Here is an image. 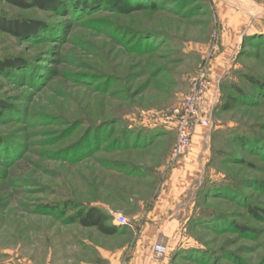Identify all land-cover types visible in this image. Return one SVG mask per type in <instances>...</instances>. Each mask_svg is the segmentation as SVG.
<instances>
[{"label": "rangeland", "instance_id": "1", "mask_svg": "<svg viewBox=\"0 0 264 264\" xmlns=\"http://www.w3.org/2000/svg\"><path fill=\"white\" fill-rule=\"evenodd\" d=\"M158 5L155 11L121 16L107 6L44 12L0 2V15L49 26L28 40L0 32V59L18 57L27 64L0 74V101L12 107L0 118L5 146H0V264H131L144 244L157 264H173L176 251L190 249L202 252L194 259L178 257L174 264H264V193L254 187L238 194L244 205L260 210L257 219L224 197H212L201 207L252 231L240 236L229 228L183 226L200 213L193 212L204 182L213 189L226 183L239 189L246 179L264 182V96L248 105L237 93L255 94L244 75L264 82V0H159ZM142 33L163 38L141 54L134 44ZM197 77L209 83L199 117L206 126L198 124L190 152L173 159L177 134L168 130L167 119L181 112ZM228 97L238 104L222 110ZM105 122L112 123L102 128L90 156L62 161V150ZM165 133L168 137L152 151L110 148L114 141L120 146L162 141ZM199 134L209 157L199 168L204 179L190 187L193 211L152 213L161 186L189 157ZM236 137H256L262 142L259 152L239 147ZM133 164L153 169L150 178L127 174ZM71 201L99 208L111 222L122 216L130 227L102 236L66 224L74 213L64 211ZM50 206L52 211L44 210ZM154 224L156 229L141 228ZM156 247L165 249L162 257Z\"/></svg>", "mask_w": 264, "mask_h": 264}, {"label": "trees", "instance_id": "2", "mask_svg": "<svg viewBox=\"0 0 264 264\" xmlns=\"http://www.w3.org/2000/svg\"><path fill=\"white\" fill-rule=\"evenodd\" d=\"M0 2L7 3L11 6L20 9H28V8H35L40 11L44 12H59L62 8L68 6L73 8L78 12H89L95 8L98 9V6H107L109 10L115 14H119L121 16L130 15L133 13H138L142 11H155L159 8L158 2L159 0H0ZM66 2V3H65ZM173 6V5H171ZM161 7V6H160ZM180 9V6H179ZM94 11V10H93ZM49 26L39 20H32V19H18V18H8L4 15H0V32L10 35L17 39L28 40L32 38H36L40 33L48 32ZM161 36L153 37L150 36L148 33H142L136 40L134 44V50L145 54L151 52L154 48H157L161 42ZM254 44V43H253ZM258 46V45H257ZM253 47H256L253 45ZM27 68L26 61L24 59L14 57V58H6L4 60L0 59V74L7 75L10 71H21L22 69ZM155 76V75H154ZM249 82V84L255 89L253 95L249 93H244L240 89L237 91L239 96L241 97L240 100H243L248 105H254L255 101H261L262 97L264 96V82L263 80L250 77L244 75ZM43 81V79L41 80ZM40 83V82H39ZM40 84H33L35 89L41 87ZM39 86V87H38ZM258 97V98H256ZM238 99L235 97H228L226 103L221 106L222 110H229L233 108L235 105L238 104ZM11 106L8 105L5 101H0V118L5 113L11 112ZM112 122H105L102 125L97 126L96 128H89L85 135L74 145L67 148L66 150H62L60 152V156L62 161H66L69 163H75L79 159L85 158L90 156L89 154L92 153L95 149L99 147V133L101 132L102 128L109 126ZM79 123L72 125L71 127L78 126ZM70 131V130H68ZM67 131V132H68ZM89 133H92V138L89 139ZM255 136V135H254ZM1 140V138H0ZM235 144L241 148L247 149L254 152H259L260 147L259 145L262 142L255 138H247V137H236L234 140ZM153 141L145 142V143H137V141L133 140L132 143L126 142L121 144L117 141L112 142L111 147L114 150L120 148L121 150H126L128 148L135 149L139 151H146L148 147L152 145ZM0 146H2L0 144ZM5 146H2V148ZM248 148V149H249ZM7 154V153H6ZM231 154V153H230ZM233 154V153H232ZM261 156L264 155L262 152L260 153ZM234 155V154H233ZM232 157V155H230ZM235 157V156H234ZM9 162V160H7ZM7 162V163H8ZM124 167L125 165H120ZM130 166V165H129ZM138 172L130 166V170L127 171V174H133ZM254 187L258 191H262L264 193V182H257V181H248V179L242 181L240 183L239 189L235 188L233 185L226 183L225 185H220V187L216 186L213 189L212 184L204 182L201 185V188L198 189L197 196L199 198V203L196 204L194 209V214L198 211L200 212L196 217L192 216L190 220L187 222V228L192 230L194 226H200L204 229L212 230V231H221L225 228H229V230H233L240 236L243 234L252 231L244 226L237 225L225 217L212 214L210 212L205 213L204 210L201 208L202 206H206L209 204V199L212 197L216 198H225L229 201H233L236 205L246 208V211L249 215L253 218H259L260 210L254 206L244 205L241 201L242 194L240 191L244 187ZM241 188V189H240ZM240 192V194H238ZM240 195V196H239ZM44 210L52 211L53 207L50 206ZM56 210V209H55ZM74 210V213L67 217L66 224L72 225L77 224L84 229H94L102 236H113L118 232V228L115 227L112 222L111 218L99 208L95 206H81L77 205L74 202H69L65 206V210ZM204 212V214H203ZM212 215H216L213 217ZM202 251L198 250H187V251H176L172 256V263L176 261L175 259H179L184 256L187 259H194L195 255L199 254ZM179 257V258H178ZM182 257V258H184ZM213 264H216L214 261Z\"/></svg>", "mask_w": 264, "mask_h": 264}, {"label": "crops", "instance_id": "3", "mask_svg": "<svg viewBox=\"0 0 264 264\" xmlns=\"http://www.w3.org/2000/svg\"><path fill=\"white\" fill-rule=\"evenodd\" d=\"M164 137L161 139L162 141H157L152 143L150 147L146 149V151L155 150L159 145L163 143L164 138L168 137L169 133H165ZM200 134L193 141L192 151L187 159L179 165H177L174 170L167 176V181L161 186L163 188L162 193L158 197V203L154 205V209L151 211L156 214H168V213H176V214H184L189 215L193 211V197L194 188H190L191 184L194 180H198L201 177V172L199 168L201 163H204L205 160L209 157V150L205 147V143L199 141ZM138 172L133 173V177L140 178V180H147L150 178V174H152L153 169H148L141 164H133L131 166ZM155 168V167H154ZM152 170V171H151ZM203 174V173H202ZM202 178V177H201ZM204 179V178H202ZM188 218L184 222V225L187 224ZM172 219V218H171ZM171 219L167 221L170 222ZM173 227H177V222L172 221ZM166 223V225H167ZM181 225V226H182ZM153 226V227H152ZM142 229H150L157 228L154 225H145L141 226ZM147 245H143L142 250L136 254H133L130 257L131 264H157L151 261V255L149 249L146 248Z\"/></svg>", "mask_w": 264, "mask_h": 264}, {"label": "built area", "instance_id": "4", "mask_svg": "<svg viewBox=\"0 0 264 264\" xmlns=\"http://www.w3.org/2000/svg\"><path fill=\"white\" fill-rule=\"evenodd\" d=\"M192 89L184 98L183 109L174 111L167 119L168 130H175L177 134V143L172 153V158L186 156L190 152V138L198 124L206 126V121L199 119L205 96L209 90V83L204 77H197L191 81ZM112 224L117 228L130 227L129 222L122 216H115ZM155 251L158 257H162L165 249L156 247Z\"/></svg>", "mask_w": 264, "mask_h": 264}]
</instances>
